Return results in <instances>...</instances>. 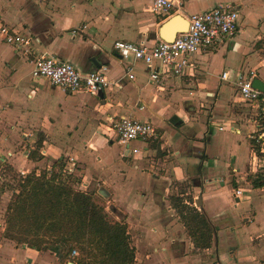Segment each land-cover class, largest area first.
<instances>
[{
	"label": "crops",
	"instance_id": "1",
	"mask_svg": "<svg viewBox=\"0 0 264 264\" xmlns=\"http://www.w3.org/2000/svg\"><path fill=\"white\" fill-rule=\"evenodd\" d=\"M226 2L180 0L172 16L187 18ZM232 3L240 16L237 32L202 48L182 75L166 70L154 82L143 62L123 60L114 50L118 41L149 49L159 44V29L172 16L153 13L151 0H0V27L33 37L28 52L0 35V131L17 132L29 143L38 138L43 158L37 165L72 161L79 185H95L97 193L105 188L107 205L114 203L129 219L147 209L144 219L159 228L163 218L156 215L185 185L193 202H184L213 226L212 245L190 243L194 254L185 246L178 255L166 250L158 253L159 264H264V186L253 185L264 182L261 119L237 84L241 76L264 81V0ZM43 55L82 74L102 72L111 86L92 96L34 78V61ZM124 116L151 122L159 138L123 145L113 125ZM2 231L0 264H59L53 252L19 246ZM154 233L160 240L164 231Z\"/></svg>",
	"mask_w": 264,
	"mask_h": 264
},
{
	"label": "trees",
	"instance_id": "2",
	"mask_svg": "<svg viewBox=\"0 0 264 264\" xmlns=\"http://www.w3.org/2000/svg\"><path fill=\"white\" fill-rule=\"evenodd\" d=\"M64 166L58 161L53 165V169L60 168L58 174L45 171L20 178V192L8 207L4 237L18 245L51 251L57 256L59 264H134L135 250L131 246L128 224L124 219L117 221L110 218L106 207L97 201V192L74 188V184L81 182L73 174L57 181ZM253 185L262 187L264 182L253 180ZM172 200L195 246L209 249L214 229L206 215L184 205L179 196ZM186 209L193 213L195 222L192 232L191 223L185 216ZM77 250L80 252L78 258L72 256Z\"/></svg>",
	"mask_w": 264,
	"mask_h": 264
},
{
	"label": "built area",
	"instance_id": "3",
	"mask_svg": "<svg viewBox=\"0 0 264 264\" xmlns=\"http://www.w3.org/2000/svg\"><path fill=\"white\" fill-rule=\"evenodd\" d=\"M179 2L180 0H151V9L156 15L168 18L173 15ZM239 17L238 9L233 5L232 0H229V2L222 3L208 11L188 16V31L179 34L171 42L160 41L159 44L149 49L134 42L118 41L114 44V50L121 55L123 60L132 58L135 61L143 62L149 71L151 81L159 82L161 74L166 70L175 76H180L187 68L191 67L190 58L202 48L220 45L226 38L232 37L238 30ZM0 35L7 44L14 46L17 50L24 49L28 52L31 50L32 35L15 32L7 26L0 27ZM132 72V67L127 68L126 73L130 79L134 78ZM32 76L45 79L67 92L74 93L84 90L92 96H98L111 86L104 73L82 74L74 65L53 56L43 55L37 58L34 61ZM228 77L229 73L223 72L222 80H227ZM252 79L253 77L244 78L241 76L237 84L242 99L258 108V117L261 122L257 140L260 142L264 141V92L253 88ZM143 108L144 106H141L140 109ZM113 130L119 141L125 146L135 140L147 142L159 138L156 126L151 122L139 121L126 116L114 123ZM24 147L21 154L27 160L35 148L31 143ZM29 147L30 149H27ZM134 152L137 153V150ZM13 156L12 152L0 153V163L8 164ZM63 171L66 175L75 173L72 161L70 166ZM20 174L24 178L29 172L21 170ZM80 187V191L87 190L85 184H81ZM242 193L241 190L236 192L237 196H241ZM72 256H78V252L74 251Z\"/></svg>",
	"mask_w": 264,
	"mask_h": 264
},
{
	"label": "rangeland",
	"instance_id": "4",
	"mask_svg": "<svg viewBox=\"0 0 264 264\" xmlns=\"http://www.w3.org/2000/svg\"><path fill=\"white\" fill-rule=\"evenodd\" d=\"M25 142L27 141L21 139V136L17 134V132L0 131V153L7 154L8 152H12L14 154L8 164L0 163V229L3 230V235L6 229L8 207L15 198L16 194L20 192V190H18L19 180L22 177L20 174V168H23L25 171H29V173L37 174H41L45 171H48V173H52L53 171L55 174H58L60 171L59 167L53 169V164L50 165L48 162H44L42 165H37V163L42 161L43 158V156L37 152L39 149L38 138H33L30 140L31 144L35 148L30 154L34 156V159H32L31 156V159H29L28 162H24L26 159L24 158L23 154H21V152L25 149ZM120 148H122V146L116 143L114 150L118 152ZM27 149H30V147ZM62 163L65 165L63 170L70 166V163L68 162L69 164H67V161H62ZM63 172L61 171V173L58 175L57 181L66 179V174H63ZM73 186L77 190L81 189L79 184H74ZM95 187V185H92L83 192L94 193L96 192ZM185 188V185L179 186V190H175L172 195L170 194L167 199L168 203L166 204L165 209L160 211V215H156V218H163V220H159V223L162 225L160 228L151 225L149 223L151 220L147 222V220L144 219L148 211L147 209L143 211L144 213L141 212V214L135 211L134 218L129 219L128 216L123 214L114 203L107 205L105 199L97 193V201L106 207V211L110 218L117 221H121L124 218L125 222L128 224V231L131 237V246L135 250L136 259L134 264H159L161 261L159 257L157 258L158 253L169 250L173 253L176 252L175 254L178 255L181 253L183 246H185L184 250H187L190 253L194 254L197 252V250L194 249L192 245H190V243L192 244L194 241L191 237V234H189V230L180 214L179 209L175 207L172 200L174 197L179 196L183 201L186 200L188 203H192L193 195L190 190H185ZM182 193H184V196L181 195ZM186 193L188 195H186ZM184 205L188 207V204L185 203ZM113 206L117 208L118 214H120L121 218L117 214H113L111 212L110 209ZM192 215L193 213L189 209L185 210V216L188 217L191 223L190 232L194 230L193 226L195 222L192 218ZM156 229H159L160 232L164 231L163 237L160 240L153 238V235L155 234L154 231ZM181 240L185 241L180 243ZM19 246L22 245L19 244ZM77 251L78 256H80L79 250ZM78 256L76 258H78Z\"/></svg>",
	"mask_w": 264,
	"mask_h": 264
},
{
	"label": "water",
	"instance_id": "5",
	"mask_svg": "<svg viewBox=\"0 0 264 264\" xmlns=\"http://www.w3.org/2000/svg\"><path fill=\"white\" fill-rule=\"evenodd\" d=\"M189 29V20L188 18L183 17L180 14H176L171 18L167 19L159 29V38L161 41L171 42L176 39V37L181 33H186ZM253 88L264 92V81L259 77L254 76L252 79ZM98 194L102 196L104 199H108L110 197V193L102 188L99 190ZM197 206L201 207L199 202L196 203ZM111 212L113 214H117L120 218V214H118V210L116 207H111ZM124 219V218H123ZM73 264V263H69Z\"/></svg>",
	"mask_w": 264,
	"mask_h": 264
}]
</instances>
